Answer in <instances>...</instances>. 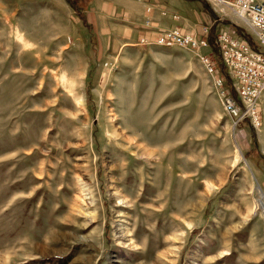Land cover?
Segmentation results:
<instances>
[{"label": "rangeland", "instance_id": "374dc122", "mask_svg": "<svg viewBox=\"0 0 264 264\" xmlns=\"http://www.w3.org/2000/svg\"><path fill=\"white\" fill-rule=\"evenodd\" d=\"M71 1L83 21L0 0V264H264V93L257 127L230 118L240 85L214 45L262 50L251 29L210 0H144L206 45L147 46L153 28L122 47L89 22L110 0Z\"/></svg>", "mask_w": 264, "mask_h": 264}, {"label": "built area", "instance_id": "2783aa9c", "mask_svg": "<svg viewBox=\"0 0 264 264\" xmlns=\"http://www.w3.org/2000/svg\"><path fill=\"white\" fill-rule=\"evenodd\" d=\"M216 6L229 7L251 29L252 38L262 50H254L244 41L237 43L227 35L217 34L214 45L220 52L222 66L235 77L239 86L241 107L237 101L225 98L224 110L234 118L238 112H246L243 119H249V123L257 127V100L264 93V0H210ZM163 15L165 13L162 12ZM175 18V17H174ZM203 39L191 34L183 35L180 30H161L157 32L158 40L162 45L179 46L185 49L195 50L196 47L206 45L207 30H204ZM141 43V42H140ZM150 45V43H145ZM195 48V49H194ZM198 54V53H197ZM206 67H209L207 59L201 57ZM211 71V68H209ZM224 97V96H223Z\"/></svg>", "mask_w": 264, "mask_h": 264}, {"label": "crops", "instance_id": "0c3cea01", "mask_svg": "<svg viewBox=\"0 0 264 264\" xmlns=\"http://www.w3.org/2000/svg\"><path fill=\"white\" fill-rule=\"evenodd\" d=\"M143 1L144 0H110V3H94L92 9L90 10L91 16L89 22L95 27L97 25L99 33L101 34L102 32L104 36H110L113 33L115 34V30H119L120 32H116L114 36L115 39H117V43L122 44V47L128 45L127 43H131L134 41H136L137 44H140V42H138L139 36L136 38L135 33L137 35L146 33V35H148L147 37H151L153 35L150 33H152L151 29L153 28L163 30L170 27H178L182 28V30L186 32H193L192 30H196V28L191 29V26L194 24H190V22L180 14L179 9L176 8L178 6L171 5L169 1V6L165 5L164 3L159 4V8H161V10L159 11L158 9L157 11H155L153 14L154 17H152V14H149V12H146L147 4ZM96 7L99 9L102 16H106V19H103L104 17L102 18L104 22H96ZM121 12L124 13V18L120 17L119 14H121ZM162 12H165L168 15L163 17ZM112 14L117 15L118 17L113 16ZM108 15L111 16L108 17ZM106 21L108 25L105 23ZM146 21L149 22V26L145 25ZM107 26L110 28H108ZM145 26L148 32L145 30ZM154 42L155 41H151L149 43L154 44Z\"/></svg>", "mask_w": 264, "mask_h": 264}, {"label": "trees", "instance_id": "16d2710c", "mask_svg": "<svg viewBox=\"0 0 264 264\" xmlns=\"http://www.w3.org/2000/svg\"><path fill=\"white\" fill-rule=\"evenodd\" d=\"M193 1V0H192ZM67 4L70 6L72 11L74 12V15L78 17L81 21H83V14L78 10L75 6V4L71 0H66ZM210 44H212V39H209Z\"/></svg>", "mask_w": 264, "mask_h": 264}, {"label": "bare ground", "instance_id": "6f19581e", "mask_svg": "<svg viewBox=\"0 0 264 264\" xmlns=\"http://www.w3.org/2000/svg\"><path fill=\"white\" fill-rule=\"evenodd\" d=\"M154 44L155 45H159L160 47H170V46H172V45H162V44H160L159 41H155Z\"/></svg>", "mask_w": 264, "mask_h": 264}]
</instances>
